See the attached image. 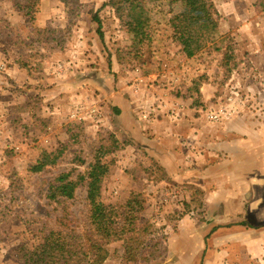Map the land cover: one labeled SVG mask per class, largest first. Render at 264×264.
I'll use <instances>...</instances> for the list:
<instances>
[{"label": "rangeland", "instance_id": "374dc122", "mask_svg": "<svg viewBox=\"0 0 264 264\" xmlns=\"http://www.w3.org/2000/svg\"><path fill=\"white\" fill-rule=\"evenodd\" d=\"M78 1L81 11L71 21L58 0L38 3L34 25L69 36L61 51L40 57L44 53L33 47L26 19L12 0H0V21L7 24L0 29V264H20L13 252L35 245V233L54 227L63 210L72 227L85 230L86 186L76 189L66 209L48 202L47 189L61 173L72 172L73 178L85 173L110 136L119 149L103 158L109 172L100 201L119 208L130 193L142 195L140 222L151 227L147 241L155 244V257L128 262L117 242L106 247L103 264H264V164L252 159L257 152L264 161V0H209L218 25L190 59L171 37L169 20L182 10L180 3L139 0L150 25L147 41L139 45L121 27L109 0ZM227 46L236 60L229 76L221 64ZM77 109L84 120L70 118ZM209 112L229 116L210 122ZM120 114L131 115L140 127L161 115L173 122L188 120L199 130L234 118L258 125L263 142L259 149H247L245 168L238 163L236 169L234 154L222 152L212 173L218 177L227 167L238 180L242 175L259 179L257 186L237 190L241 198L233 197L227 212L206 209L200 188L169 182L156 162L145 160L146 152L118 127ZM187 133L179 143L192 154L194 139ZM43 152L58 154L56 164L31 173Z\"/></svg>", "mask_w": 264, "mask_h": 264}, {"label": "trees", "instance_id": "16d2710c", "mask_svg": "<svg viewBox=\"0 0 264 264\" xmlns=\"http://www.w3.org/2000/svg\"><path fill=\"white\" fill-rule=\"evenodd\" d=\"M41 0H12L14 9L26 19L34 34L33 47L43 51L40 57L61 51L67 42L68 34L60 30L42 29L34 25L37 5ZM67 10L68 20L79 16L81 6L78 0H58ZM180 3L182 10L170 20L172 42L185 58H193L202 51L205 43L211 39L218 25V14L209 0H168L172 5ZM107 5L114 8L115 16L122 28L141 45L150 35L149 16L139 0H109ZM7 25L0 21L2 25ZM100 27L97 34H100ZM1 34V32H0ZM26 62H21L26 68ZM222 69L229 76L236 66V60L229 46L222 55ZM119 114L118 109H114ZM119 149L117 140L110 136L105 146H100L86 168L85 173L72 172L59 174L48 186V202L63 205L74 199L76 189L86 186L85 230L72 227L69 213L62 211L56 225L46 231L35 233L37 243L32 246L22 245L13 252V258L20 264H103L107 258L106 247L121 242L124 259L128 262L147 261L152 256L155 244L148 238L152 235L151 227L140 222L144 200L138 192L130 193L124 205L114 207L100 201L103 178L109 172L103 161L107 155ZM58 154L43 152L38 161L30 166L31 173H40L57 162ZM83 163V162H82ZM264 226V225H263ZM262 226V227H263ZM214 231V229H212ZM148 243V244H147Z\"/></svg>", "mask_w": 264, "mask_h": 264}, {"label": "crops", "instance_id": "0c3cea01", "mask_svg": "<svg viewBox=\"0 0 264 264\" xmlns=\"http://www.w3.org/2000/svg\"><path fill=\"white\" fill-rule=\"evenodd\" d=\"M185 113L184 111L183 116L186 115ZM182 121L173 122L167 116L161 115L143 122L140 127L132 123L131 115L117 116L118 127L131 137L142 151L146 152L145 160L154 161L163 169L169 182L177 185L189 184L200 188L204 192L206 209L212 210L214 206H217L223 208L225 212L229 211L228 207L233 202V197L241 198L237 190L245 193L244 191L255 188L257 186L255 181L259 179L242 175L238 180L230 176L231 171L227 167L222 168L223 172L215 177L212 175L216 170L213 166L214 159L222 156L223 153L229 155L233 153L235 168L238 169V163L241 170L245 168L243 160L246 159L248 164L249 158L247 149L251 148L252 151L259 149L260 143L263 142L259 136L260 127L255 124L251 127L249 123L243 124V120L234 118L223 126L199 130L188 120H185L187 123ZM239 121L241 125L237 127L236 124ZM185 132H188L190 139H194L191 144H194L195 152L192 154L188 151L189 149L184 148L185 143H179L180 137H184ZM254 153L255 156L252 159L256 160L255 164H264L261 157L257 155L258 153ZM226 181L230 183L227 184ZM246 195L251 197V194L243 196ZM241 206L242 208H238L240 211L244 204ZM248 209L253 208L248 206Z\"/></svg>", "mask_w": 264, "mask_h": 264}, {"label": "built area", "instance_id": "2783aa9c", "mask_svg": "<svg viewBox=\"0 0 264 264\" xmlns=\"http://www.w3.org/2000/svg\"><path fill=\"white\" fill-rule=\"evenodd\" d=\"M221 113L222 112H209L207 114V120H209L210 122H218L221 120L223 116L225 117L229 116V114H221ZM146 117H147L146 114L142 116L143 119H146ZM70 118L74 120L77 119L79 121L84 120V118L80 116V111L78 109L72 112Z\"/></svg>", "mask_w": 264, "mask_h": 264}]
</instances>
